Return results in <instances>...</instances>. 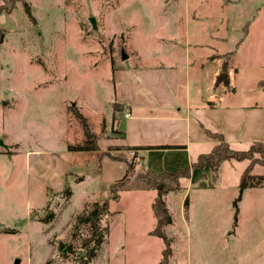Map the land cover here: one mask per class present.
I'll return each instance as SVG.
<instances>
[{
  "label": "rangeland",
  "instance_id": "obj_1",
  "mask_svg": "<svg viewBox=\"0 0 264 264\" xmlns=\"http://www.w3.org/2000/svg\"><path fill=\"white\" fill-rule=\"evenodd\" d=\"M24 1L33 19L20 0L0 14V264H156L163 242L147 234L153 227L147 196L125 190L111 200L128 164L126 189L143 186L144 170L113 142L120 139L114 126L120 105L112 107V73L173 64L184 56L186 41L208 42L213 56L202 59L197 76L203 91L217 101L222 90H235L243 101L258 80L264 102L262 1ZM238 11L240 30H225V18L235 25ZM253 16L250 36L230 57ZM221 74L226 79L217 83ZM73 107L102 140L99 150L68 149L86 139ZM65 189L72 193L68 199ZM196 190L186 195L187 201L199 195L188 233L181 194L165 198L172 219L164 229L172 239L168 264H264V188L245 191L235 205L229 192L211 194L212 206L201 204ZM104 200L101 225L108 236L85 263L90 232L77 218ZM51 214L50 222L40 221Z\"/></svg>",
  "mask_w": 264,
  "mask_h": 264
},
{
  "label": "crops",
  "instance_id": "obj_2",
  "mask_svg": "<svg viewBox=\"0 0 264 264\" xmlns=\"http://www.w3.org/2000/svg\"><path fill=\"white\" fill-rule=\"evenodd\" d=\"M261 1L263 5L257 8L258 12H264V0ZM236 15L235 25L233 18H225V30H240L242 23L238 18L241 12L238 11ZM254 18L244 23L243 28L248 24V33L244 36L242 28L243 41L240 38L236 43L231 55L233 58L250 36ZM211 48L208 42L188 40L184 56L171 58L173 64L145 66L134 70L132 75L122 69L113 71V104L120 105V115L114 124L120 139L113 142L124 147L140 148L136 152L144 169L162 173L185 168L201 154L209 153L218 143L209 133L221 134L229 147L237 151L247 150L255 142L264 143V102L259 99L258 92L262 86L260 81H253L250 86L252 93H248L247 99L243 101L236 98L235 90H222L217 101H213V97L203 91L197 76L202 70V59L213 56ZM144 62H148V59L145 58ZM101 142L97 140L99 149L102 148ZM248 165V160L224 161L214 185L208 167L191 169L188 178L179 179L180 190L175 191L181 194V205L194 188L197 189L195 193L200 194L201 204L212 206L211 194L218 192H229L231 198L228 202L231 204L238 194L240 178ZM250 174L263 176L264 168L254 164ZM263 188H248L242 194ZM125 190L147 196V220L154 227L155 219L150 205L155 192L145 190L140 185L122 191ZM195 197L187 201L188 217L182 218L187 233L197 219L195 210L199 195ZM153 227L147 229L148 235Z\"/></svg>",
  "mask_w": 264,
  "mask_h": 264
},
{
  "label": "trees",
  "instance_id": "obj_3",
  "mask_svg": "<svg viewBox=\"0 0 264 264\" xmlns=\"http://www.w3.org/2000/svg\"><path fill=\"white\" fill-rule=\"evenodd\" d=\"M19 0H1L0 4V14H8L14 8ZM22 2L25 13L30 19H33L30 7L24 0ZM248 33V24L243 28V34L246 36ZM4 32L0 26V45L3 42ZM243 41V38L240 39ZM239 41V42H240ZM233 52L229 53L231 56ZM117 104H113V109ZM73 113L82 125V129L85 135V141L81 145L68 146L70 151H80V152H91L99 150L97 145V136L91 133L86 119L79 113V111L73 107ZM115 110V109H114ZM209 136L217 140V144L212 148V150L207 154H201L198 156L197 160L183 169H178L174 172H162L154 173L151 170L144 169L141 176L138 178L142 181V185L145 190H152L155 192V196L151 202L150 208L155 219V224L152 230H150L149 235L160 239L163 242V249L161 251V258L156 264H168L171 257V242L172 239L167 237L164 229L172 223L171 215L167 208L165 197L167 194L180 190L179 179L188 178L191 169L193 168H204L208 167L212 185L218 179L220 166L224 161L236 160L243 161L248 160L249 165L243 172L239 186H238V197L232 202L234 205L237 203L242 192L248 188H259L264 187V175L254 176L250 174L251 168L254 164H259L264 167V143L255 142L247 150L237 151L229 147L228 143L224 140L223 136L219 133H209ZM161 148H169L167 146H162ZM129 150H137V147H126ZM258 154L259 157H256ZM132 170L130 164L127 165L123 177L116 181L114 187H112V197L111 200L118 199V192L126 189V183L129 178V171ZM65 199H68L71 195L69 189H65L64 192ZM183 206H187V198L183 201ZM108 212V200H104L101 203L95 202L88 210H84L80 216H78L77 221L86 224L89 227L90 235L83 244L85 248V263L90 262L97 254V251L101 244L105 241L108 236V227L101 225L102 218ZM53 218L52 214L44 217L41 222H50ZM91 247H88L89 244Z\"/></svg>",
  "mask_w": 264,
  "mask_h": 264
},
{
  "label": "built area",
  "instance_id": "obj_4",
  "mask_svg": "<svg viewBox=\"0 0 264 264\" xmlns=\"http://www.w3.org/2000/svg\"><path fill=\"white\" fill-rule=\"evenodd\" d=\"M129 155L134 159V160H139V157L137 156V152L135 150H129Z\"/></svg>",
  "mask_w": 264,
  "mask_h": 264
},
{
  "label": "water",
  "instance_id": "obj_5",
  "mask_svg": "<svg viewBox=\"0 0 264 264\" xmlns=\"http://www.w3.org/2000/svg\"><path fill=\"white\" fill-rule=\"evenodd\" d=\"M226 79V75L225 74H221L218 78H217V83L220 82L221 80H225ZM0 144H2V142H0Z\"/></svg>",
  "mask_w": 264,
  "mask_h": 264
}]
</instances>
